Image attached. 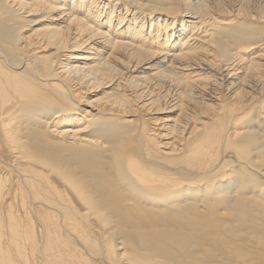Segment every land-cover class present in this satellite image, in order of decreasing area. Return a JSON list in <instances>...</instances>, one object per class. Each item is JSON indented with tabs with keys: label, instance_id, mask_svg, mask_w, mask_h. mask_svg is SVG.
<instances>
[{
	"label": "bare ground",
	"instance_id": "6f19581e",
	"mask_svg": "<svg viewBox=\"0 0 264 264\" xmlns=\"http://www.w3.org/2000/svg\"><path fill=\"white\" fill-rule=\"evenodd\" d=\"M0 264H264V0H0Z\"/></svg>",
	"mask_w": 264,
	"mask_h": 264
}]
</instances>
